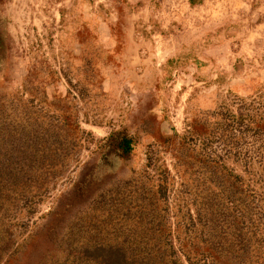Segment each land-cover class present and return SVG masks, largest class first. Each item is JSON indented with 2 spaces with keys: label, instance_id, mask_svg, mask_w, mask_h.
Returning <instances> with one entry per match:
<instances>
[{
  "label": "rangeland",
  "instance_id": "1",
  "mask_svg": "<svg viewBox=\"0 0 264 264\" xmlns=\"http://www.w3.org/2000/svg\"><path fill=\"white\" fill-rule=\"evenodd\" d=\"M28 130L67 159L23 169L44 189L0 202V264H95L75 262L81 209L104 193L126 209L144 171L168 174L173 223L176 189L210 187L217 162L248 226L264 217V0H0V158L24 156Z\"/></svg>",
  "mask_w": 264,
  "mask_h": 264
},
{
  "label": "trees",
  "instance_id": "2",
  "mask_svg": "<svg viewBox=\"0 0 264 264\" xmlns=\"http://www.w3.org/2000/svg\"><path fill=\"white\" fill-rule=\"evenodd\" d=\"M28 135L24 156L6 162L8 157L0 158V164L5 163L4 168L0 165V202L5 197L10 198L9 204L14 209L18 197L24 198L30 193L35 196L44 189L40 184H35V188L28 186L23 169H31L28 173L36 175L34 170L39 171L41 167L45 170L44 166L52 170L60 159L62 163L67 159V153L61 151L63 157L60 158L56 152L54 139L41 136V140L30 130ZM106 142L123 157L133 147L132 137L126 133L109 135ZM35 153H39L37 161L27 159ZM17 159H20V169ZM216 164L208 162L206 166L210 187L189 189L188 195L176 189L173 223L164 219L173 187L164 172L159 171L155 176L144 171L139 172V177L136 174L129 177L127 182L133 187L128 195L122 194L131 200L126 209L122 204L124 200H110L106 193L94 196L90 199L92 202L81 209L80 217L87 224L80 229L87 234L76 239L75 262L91 258L95 264H264V217L262 214L252 217L253 222L246 225L243 211L246 214L249 205L246 203L243 208L242 202H236L235 198L244 196L239 191L236 196V190L227 185L218 189L215 182L220 172ZM80 188L75 187V193H84ZM191 207L195 213L193 218L189 213ZM122 218L125 223L118 222ZM118 226L128 228L127 233L116 231ZM110 229L116 232L107 233Z\"/></svg>",
  "mask_w": 264,
  "mask_h": 264
}]
</instances>
